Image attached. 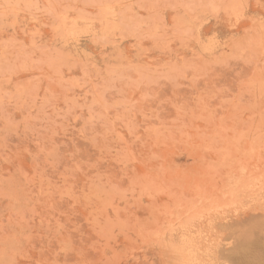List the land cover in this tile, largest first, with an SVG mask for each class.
I'll list each match as a JSON object with an SVG mask.
<instances>
[{
  "label": "rangeland",
  "instance_id": "rangeland-1",
  "mask_svg": "<svg viewBox=\"0 0 264 264\" xmlns=\"http://www.w3.org/2000/svg\"><path fill=\"white\" fill-rule=\"evenodd\" d=\"M0 264H264V0H0Z\"/></svg>",
  "mask_w": 264,
  "mask_h": 264
}]
</instances>
